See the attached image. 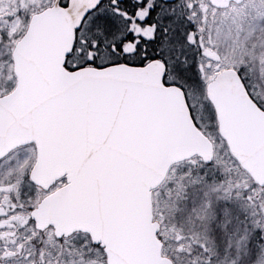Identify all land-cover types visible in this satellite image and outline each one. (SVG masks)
<instances>
[{"label": "snow or ice", "instance_id": "1", "mask_svg": "<svg viewBox=\"0 0 264 264\" xmlns=\"http://www.w3.org/2000/svg\"><path fill=\"white\" fill-rule=\"evenodd\" d=\"M0 264H264V0H0Z\"/></svg>", "mask_w": 264, "mask_h": 264}]
</instances>
